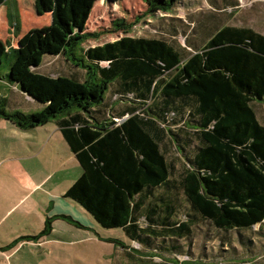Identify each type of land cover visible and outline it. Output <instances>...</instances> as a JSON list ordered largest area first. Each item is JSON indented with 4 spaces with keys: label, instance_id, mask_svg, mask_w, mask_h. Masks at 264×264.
I'll use <instances>...</instances> for the list:
<instances>
[{
    "label": "trees",
    "instance_id": "1",
    "mask_svg": "<svg viewBox=\"0 0 264 264\" xmlns=\"http://www.w3.org/2000/svg\"><path fill=\"white\" fill-rule=\"evenodd\" d=\"M97 1L33 0L38 15H50L49 27L22 34L16 46L0 40V64L10 52L8 82L42 106L28 113L0 109V118L21 130L55 121L82 170L64 196L102 227L122 228L131 241L181 237L196 217L222 230L263 222L264 125L250 103L264 102V34L224 25L185 56L164 39L142 36L85 47L97 36L86 31ZM146 1L154 11L168 10L173 0ZM114 24L130 31L122 20ZM13 28L18 31V18ZM47 54L83 69L84 78L34 70ZM111 89L115 99L130 95L133 102L117 115L108 111ZM180 121L183 126L170 128ZM189 130L198 145L178 183L192 214L170 224L177 199L161 145L168 135L176 149L188 150ZM55 217H47L38 234L12 243L49 234ZM154 217H160V230L153 229Z\"/></svg>",
    "mask_w": 264,
    "mask_h": 264
},
{
    "label": "rangeland",
    "instance_id": "2",
    "mask_svg": "<svg viewBox=\"0 0 264 264\" xmlns=\"http://www.w3.org/2000/svg\"><path fill=\"white\" fill-rule=\"evenodd\" d=\"M16 18L19 19L17 32L13 28ZM120 20L131 25L127 34L114 24ZM50 22L49 14L38 15L35 12L33 0H5L0 5V40H7L11 46H16L19 36L28 31L45 30ZM224 25L249 27L264 33V0H173L168 10L154 11H150L146 0H121L115 3L99 0L94 4L86 24V31L97 36L86 39L83 46L103 44L123 35L142 36L164 39L185 56L192 53L195 47H201L211 34ZM11 58L9 52L0 64V109H17L25 113L36 111L42 104L7 80ZM34 70L51 76L73 74L77 78H84V70L72 66L62 56L44 55L41 64ZM112 89L107 93V106H110L109 112L117 115L120 109L123 111L133 102L130 95L126 99H115ZM250 104L259 122L264 125V102L253 101ZM180 122L170 128L176 130L178 126H183V122ZM189 131L192 138L188 150L176 149L168 135L161 145L172 165L170 178L173 185L170 189L177 199L176 212L171 215L170 224L185 221L189 213L192 214L178 183L187 167V156L198 145L197 137L192 130ZM77 164L74 168L75 180L82 171ZM2 170L3 167L0 168V179ZM10 188L13 190V187ZM74 204L89 221L87 226L90 229L85 230L94 238L88 244L75 248V256L81 253L88 264H264V221L237 231L217 229L209 221L196 217L181 237L151 234L141 243L131 241L122 228L102 227L80 204ZM0 205H3L2 202ZM154 218L158 222L153 224V229L160 230V217ZM139 223L142 227L146 226L143 217ZM73 264L79 263L76 261Z\"/></svg>",
    "mask_w": 264,
    "mask_h": 264
},
{
    "label": "crops",
    "instance_id": "3",
    "mask_svg": "<svg viewBox=\"0 0 264 264\" xmlns=\"http://www.w3.org/2000/svg\"><path fill=\"white\" fill-rule=\"evenodd\" d=\"M75 159L55 121L21 130L0 118V264H88L75 248L94 239L85 230L89 221L64 196L75 181ZM52 216L57 217L49 234L12 243L38 234Z\"/></svg>",
    "mask_w": 264,
    "mask_h": 264
}]
</instances>
